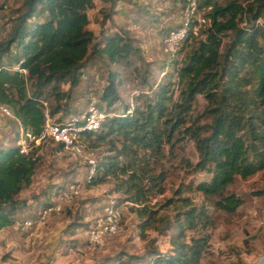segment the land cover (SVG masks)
<instances>
[{
  "label": "trees",
  "instance_id": "1",
  "mask_svg": "<svg viewBox=\"0 0 264 264\" xmlns=\"http://www.w3.org/2000/svg\"><path fill=\"white\" fill-rule=\"evenodd\" d=\"M109 1L112 8L106 18L118 2ZM178 5L181 10L182 4ZM204 5L213 6L209 13L211 26L203 30L205 39L191 33L180 49L196 38L195 47L175 70L179 79L186 82L179 100L168 107V101L174 96L169 94L172 85L169 81L147 99L146 108L131 109L129 104L125 105L123 114L107 119L100 131L87 133L86 139L96 136L99 141H105L113 135L116 138L122 135L120 148L114 139H109L110 150H115L116 154L106 156L102 163V177L106 179L129 170L131 163L121 164L119 159L123 154L128 155L129 150H134L135 154L139 150L159 154L164 144L170 143L174 148L176 133L182 132L196 142L200 160L195 167L212 173L209 181L200 182L196 188L207 196H219L215 205L234 213L242 199L236 194L225 196L224 190L237 176L247 178L264 170V22H260L264 18V0L246 4L232 0L226 5L218 4L217 0H205ZM93 6L94 0H22L10 34L0 42V103L12 109L19 128L41 131L46 95H54L58 101L54 108L49 107L51 115L56 116L61 110L66 112L67 101L61 103L80 85L91 59L100 58L116 65L102 93V99L107 100L109 106L116 100L120 67L123 63L132 66L131 58L139 55L141 49L133 45L129 32L103 33L97 38L88 28V10ZM171 28L173 26L160 32L165 36ZM163 54L165 68L173 62L178 64L176 57L170 60L164 50ZM5 57L8 58L6 64ZM142 81L148 83L145 76ZM63 83H69L68 92L61 91ZM199 94L207 99L204 113L212 120L199 125L198 115L187 126V118ZM18 134L19 129L16 139ZM58 146L62 149L61 144ZM39 161L34 153L22 154L17 145H0V230L14 225L18 212L26 208L27 201L21 195L33 183ZM102 164H99V173ZM134 177L137 178L135 173L130 180ZM100 180L98 176L91 183ZM134 189L135 193L130 196ZM125 193L136 201L146 194L135 181L126 184ZM171 202L169 200L168 204ZM52 204L46 201L44 208ZM143 213H147L146 209ZM148 213L151 218L152 212ZM207 218L205 208L191 207L180 212V233L172 241V250L149 251L147 263L202 264L208 236L192 237L190 241L182 238L185 227L196 228ZM148 224L146 220L142 227Z\"/></svg>",
  "mask_w": 264,
  "mask_h": 264
},
{
  "label": "rangeland",
  "instance_id": "2",
  "mask_svg": "<svg viewBox=\"0 0 264 264\" xmlns=\"http://www.w3.org/2000/svg\"><path fill=\"white\" fill-rule=\"evenodd\" d=\"M230 1L217 0V3L226 5ZM236 1L246 4L252 0ZM175 3L183 4L180 0H118L106 18L112 8L111 2L94 0V6L88 10V28L97 38L107 32H129L131 42L141 50L139 55L131 58L132 66L123 63L120 67L118 96L112 105L102 99V93L109 83V73L116 65L96 58L89 61L80 85L71 91L67 100L63 99L61 104L67 101L68 110H61L56 115L80 116L88 110L93 99L102 109L115 114H123L127 104L131 109H144L147 99L158 91L160 85L169 81L172 82L169 94L174 95L167 104L171 108L186 86L175 70L181 67L197 43L196 38H192L179 52L175 58L177 65L173 62L166 68L163 66L164 35L160 30L173 26L178 19L180 7L177 6L176 11ZM200 3L204 5L205 0ZM21 6L22 0H0V42L10 34ZM260 22L263 23L264 18ZM203 30L201 28L198 39H205ZM4 63H8L7 57ZM143 76L148 83L142 81ZM69 88V83L61 85L63 93ZM43 102H47L51 109L58 103L54 95H46ZM207 104V99L199 94L191 116L187 118V126L198 115L199 125L211 122V116L204 113ZM18 129L19 123L14 116L0 115V145H17ZM176 136L174 148L170 143L164 144L159 154L150 150H139L135 154L134 150H129L128 155L119 158L121 164L131 163L129 170L106 179L102 177V163L106 156L116 154L115 150H110L109 139H114L120 148L122 135L117 138L113 135L105 141H99L96 136L87 138L88 149L95 152L99 164H102L97 175L101 180L95 184L88 181V167L84 160L73 158L58 144L47 142L33 148L31 153L40 161L33 183L21 195L27 201L26 208L18 212L14 225L0 230V264H146L150 259L147 256L149 251L165 253L172 250V241L180 233L178 214L191 207L205 208L208 215L207 220L199 222L196 228L185 227L182 238L190 241L192 237L208 236L202 264H264V170L247 178L237 176L224 190L225 196L236 194L242 199L236 212L219 209L215 205L219 196H207L196 188L200 182L212 177L211 172L195 167L200 160L196 142L182 132H177ZM133 173L137 178L130 180ZM129 181L144 188V198L137 201L129 198L136 191L134 189L130 196L125 193ZM72 182L82 183L83 191L61 213H53L44 223L36 222L30 228L17 224L18 221L35 220L45 202H53L57 192ZM108 197H115L123 204L121 230L108 238L105 246L98 247L89 242L87 232L90 224L101 216L103 203ZM169 200H172L170 204ZM145 209L147 213H143ZM149 211L152 212L151 218H148ZM146 220L149 224L143 228Z\"/></svg>",
  "mask_w": 264,
  "mask_h": 264
},
{
  "label": "built area",
  "instance_id": "3",
  "mask_svg": "<svg viewBox=\"0 0 264 264\" xmlns=\"http://www.w3.org/2000/svg\"><path fill=\"white\" fill-rule=\"evenodd\" d=\"M181 17L178 24L171 28L163 39V50L171 60L178 54L191 33L198 36L201 28L211 26L210 11L212 5H201L200 0H182ZM139 94V93H137ZM45 106V120L40 132L20 126L17 146L22 154H31L33 148L47 142L61 144L64 152L75 159L84 160L88 167V181L99 174V162L93 150L88 149L86 134L98 132L104 122L112 118L115 113L102 109L96 99H93L88 110L80 116L71 115L59 118L49 111L47 102ZM0 115L13 116L12 109L0 103ZM83 191L80 182H72L53 200V204L45 207L35 220L18 221L22 228H30L34 223H44L53 213H61L66 205L72 203ZM124 214L123 204L115 197H108L103 203L101 216L88 229V240L92 245L103 247L108 238L116 235L121 230ZM150 264V263H146Z\"/></svg>",
  "mask_w": 264,
  "mask_h": 264
},
{
  "label": "crops",
  "instance_id": "4",
  "mask_svg": "<svg viewBox=\"0 0 264 264\" xmlns=\"http://www.w3.org/2000/svg\"><path fill=\"white\" fill-rule=\"evenodd\" d=\"M167 1V0H166ZM176 1V0H175ZM175 5H176V7H175V10L177 11V6H179L178 4H176L175 3ZM178 14H179V17H178V19L177 20H175V22L173 23L174 25L173 26H176L177 24H178V21H179V18H180V10H178ZM172 18V17H171ZM176 18V17H175ZM116 33V32H115ZM106 34H108V32L106 33ZM111 34V33H110Z\"/></svg>",
  "mask_w": 264,
  "mask_h": 264
}]
</instances>
